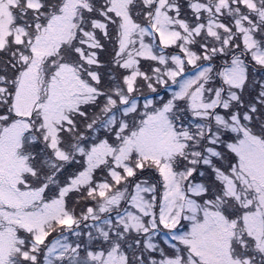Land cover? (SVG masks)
<instances>
[{"label":"snow or ice","instance_id":"6c2138e0","mask_svg":"<svg viewBox=\"0 0 264 264\" xmlns=\"http://www.w3.org/2000/svg\"><path fill=\"white\" fill-rule=\"evenodd\" d=\"M0 264H264V0H0Z\"/></svg>","mask_w":264,"mask_h":264}]
</instances>
